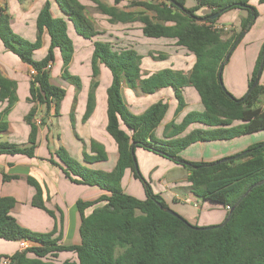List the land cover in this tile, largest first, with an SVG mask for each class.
Returning a JSON list of instances; mask_svg holds the SVG:
<instances>
[{
	"label": "trees",
	"instance_id": "1",
	"mask_svg": "<svg viewBox=\"0 0 264 264\" xmlns=\"http://www.w3.org/2000/svg\"><path fill=\"white\" fill-rule=\"evenodd\" d=\"M53 1L62 17H54L50 4L46 2L36 16L37 35L34 42L13 32L10 17L0 5V41L7 51L36 72L29 81L28 102L44 105L47 111L53 109L57 116L65 91L50 82L49 69L55 52L60 54L62 77L78 88V79L69 76L66 71L74 52L68 27L72 28L76 36L89 41L98 32L87 16L84 5L78 0ZM91 1L101 14L116 22L141 23L144 37L174 40L176 46L194 55L195 63L188 77L165 70L147 81H141L144 85L141 91L152 94L158 89L171 88L177 101L176 113H179L185 106L182 88L190 85L196 91L203 111H190L179 124L171 122L166 125L163 136L167 139L155 140L154 130L164 119L168 104L158 101L142 114L134 115L126 107L121 95L122 85L133 89L140 80L137 53L132 49L117 52L112 50L109 43L92 41V78L98 75V64L111 75V83L106 90V133L116 144V164L109 172L92 170L70 158L65 149L59 147L49 162L58 167L71 183L102 191V195L95 200H79L76 203L80 216L79 244H61L62 233L61 230L57 232L56 224L47 233L34 232L20 226L11 215L15 200L2 197L0 240L17 243L27 241L30 246L13 255L0 257L9 258V264H264V142L249 147L248 154L218 165L215 162H191V166L187 167L182 164L184 161L179 156L181 151L196 142L231 140L264 131V108L260 107L264 87L259 81L247 97L238 102L242 98H234L224 87L231 96L228 97L218 80L219 67L234 42L241 32L250 30L257 18V11L252 5L255 0H194L195 6L191 8L185 6V0H173L181 9L172 5L170 0L158 3L127 0L128 8L143 10L138 13L119 11L116 8L125 0H113L111 7L98 0ZM258 3H264V0H258ZM201 8L209 9L210 13L198 17L195 12ZM248 8H252V12ZM231 10L246 11L247 17L240 22L237 33L224 38L226 33L213 25ZM219 11L222 13L217 19L208 20L209 16ZM44 31L48 35L49 46L45 57L37 61L33 56L41 47ZM263 56L264 43L248 80L246 93L255 82ZM95 87L96 83L93 82L84 121L93 109ZM16 101V83L0 75V102L7 103L6 110L1 114L0 133L6 131L4 115ZM35 112L36 109L31 108L24 118L30 126L27 146L0 142V155L34 157L37 135V126L33 121ZM193 124L202 125L205 129H196L184 137H178ZM132 145L134 153L137 148H141L184 168L189 190L194 197L225 208L231 209L250 187L260 184L247 193L231 214L228 211V222L222 228L196 230L199 226L189 223L180 215L177 214L183 220L163 211L169 207L160 195L152 193L135 169L131 156ZM91 152L95 155H84L87 162L106 160V153L93 142ZM127 170L142 184L145 193L143 200L125 194L121 189L120 183ZM8 178L3 176V180ZM27 182L35 188L32 207L46 212L55 220L54 213L44 206L38 183L31 178ZM90 208L91 213L85 216L84 212ZM59 214L61 225L60 211ZM64 253H70L73 258L63 259Z\"/></svg>",
	"mask_w": 264,
	"mask_h": 264
},
{
	"label": "crops",
	"instance_id": "2",
	"mask_svg": "<svg viewBox=\"0 0 264 264\" xmlns=\"http://www.w3.org/2000/svg\"><path fill=\"white\" fill-rule=\"evenodd\" d=\"M78 1L84 5L87 16L93 21L94 27L98 32V35L92 39L93 42L99 41L109 43L112 50L117 52L132 49L137 53L139 58L140 80L135 84L133 89H129L125 85H122L121 87L122 98L128 110L130 112L132 111L134 115H140L149 106L158 101H163L168 104V110L164 119L154 130L155 138L158 140H166L167 138L163 136V131L166 125L171 122L179 124L184 116L190 111H203V106L200 103L199 97L194 88L190 85H185L182 88V95L186 102L184 108L179 113H176L177 101L174 98V93L171 88L158 89L152 94H144L141 91V87L144 86L141 84V81H147L154 75L165 70L181 73L185 77L189 76L191 67L195 63L194 55L188 52L185 48L176 46L174 40L150 39L144 37L141 33L142 25L139 22H116L108 16L101 14L91 0ZM98 1L107 7L113 5V0ZM140 1L149 2L145 0ZM46 2L50 4L52 15L56 18H61L62 15L53 0H22L21 2L18 1L19 4L17 7L13 5L9 6L8 0H0V5L5 8L6 14L10 17L9 23L13 32L27 41L34 42L37 35L36 16ZM124 2H127V0ZM119 5L116 7L119 11L135 13V11L129 10L130 8L128 10H123ZM252 5L257 11L255 23L257 20H263L264 3L259 4L258 0H255L252 2ZM91 6L97 11L92 14L93 17H90L87 12V8ZM185 6L191 8L195 6V1L185 0ZM138 12L139 11L137 10V13ZM209 13V9L201 8L195 12V15L198 17H205ZM226 14H231L232 16L229 17V19L226 17L221 19V17ZM146 15L149 17L152 16L151 13L150 15L149 13H146ZM223 15L218 21H216L213 27L221 28L224 32L228 31L229 35L226 34L227 36H224V38H228L239 31L240 22L247 17V12L242 10H231ZM229 22L230 24L227 25L226 23ZM255 23L248 32H245L240 42L232 51V53L239 51V55L245 54V63H248L246 67L243 66L244 68L240 72V80L238 82L236 80L239 71L229 69L231 66L232 53L230 54L229 62L224 65L222 70V73L228 71L226 75L228 89L230 88L234 94L237 93L241 95L240 97L246 93L248 80L253 72L255 62L260 52L258 47L254 50H249L253 39L249 40L248 36L252 32ZM70 30H68V35H70ZM73 36L74 35H70L74 45V52L66 71L69 76L78 79L79 87L76 88L72 83L62 77L63 69L59 52H55L54 61L50 63L49 78L51 84L62 88L65 91L57 116L54 115L53 109L47 111L44 105H40L37 102H28L29 81L31 79L30 71L32 68L29 65L22 63L19 58L12 57L11 53L4 48L0 41V75L3 78L16 83L17 96V101L11 106L6 114L4 113L5 115L3 119L7 124V129L5 132L0 133V142H8L17 146H27L30 126L24 121V118L31 108L36 109L33 121L37 126V143L33 158H28L24 155H0V198L11 197L15 200L16 203L11 211V215L16 219L20 226L26 229L39 233H47L52 231L56 224L57 232L61 230V244L63 245H77L80 241L78 234L80 216L76 209L77 201L95 200L102 195V191L95 187L71 183L62 174L58 167L53 166L49 162L51 155L59 147H62L73 159H79L81 165L92 170L106 172H109L114 168L118 156L115 142L106 133V90L111 83V75L110 73L108 75L105 68L101 64H98V75L95 78H92L91 57L93 43L92 41L78 38L77 40L80 44L77 47L75 46ZM48 46L49 38L44 31L41 36V47L35 51L33 58L37 61L43 59L47 53ZM253 46H251V48ZM102 76H105L104 88H102ZM81 77H85V80H82ZM83 82H85V86H82L81 88ZM93 82L96 83L93 95V109L88 119L84 121L83 116L86 111L88 95ZM259 83L264 87V66ZM65 86H69V89L64 88ZM68 94H70V97H68ZM189 94H192V97L189 98V100H186L187 95ZM128 96H131L135 102ZM67 99H69L70 102L66 106V109H64L65 101ZM260 101V107L264 108V95L260 98ZM6 107V102H0V119H2L1 114L6 110ZM63 112H66L69 118V126L67 127L66 132L61 129V126H59L58 123ZM54 119L56 122L53 121ZM196 129H205V127L199 124L190 125L178 137H184ZM92 142L101 150L103 149L104 152L106 151L105 161H95L90 163L85 160L84 155H95L91 152ZM102 142H104L105 145L102 144ZM263 142L264 131H260L236 137L231 140L196 142L191 144L190 146L214 144L213 146H215L217 152L209 157L205 156V160H202L204 158L189 159V155H184V152L190 146L181 151L179 156L184 155L183 158L189 159L187 161L190 162L212 163L223 158L238 155L246 151L249 147ZM139 150H142L143 154L152 156L151 160L158 164L157 168L163 175L164 179H166L171 172L182 168L168 159L144 151L141 148L135 150L139 155L142 154ZM109 154L115 156L113 162L114 166L110 169L105 168L104 165H102L109 162ZM147 155L144 158H147ZM141 156L143 157V155ZM125 173L128 185L133 184V186L138 187L137 184L139 181L133 177L132 172L127 170ZM4 175L9 178L3 180ZM182 177L186 182V186H175L173 193L166 196V202H172L173 204L178 205L179 203H184L185 206L182 207V211L178 212V214L189 223H195L193 225L209 227L222 223L228 214L226 208L194 197L189 190L186 171ZM28 178L33 179L40 186L44 206L46 209L54 213L56 221L46 212L32 207L31 201L35 194V188L28 184ZM164 179L160 181L163 182ZM131 191L132 188L131 190H124L123 192L139 200L145 198V193H143L144 190L143 192H138L136 189V195H132ZM160 194L163 193H159L158 195ZM190 203L191 205L193 204V207L199 208L200 211L198 214L191 209V206H186V204L190 205ZM59 211L62 214L61 225ZM91 211L92 208L87 209L84 212L85 216L89 215ZM3 244L2 240H0V255L10 256L16 251H19V243L16 244V247L5 246L4 248ZM69 258L72 259L73 257L70 256ZM69 258L67 256L63 257V259Z\"/></svg>",
	"mask_w": 264,
	"mask_h": 264
},
{
	"label": "rangeland",
	"instance_id": "3",
	"mask_svg": "<svg viewBox=\"0 0 264 264\" xmlns=\"http://www.w3.org/2000/svg\"><path fill=\"white\" fill-rule=\"evenodd\" d=\"M12 1V2H11ZM145 1H149V2H153V3H158V2H161V0H145ZM8 3H9V6H18V0H8ZM128 2H122L120 5H119V7L120 8H122L123 10H128L129 8H128V4H127ZM13 8V7H12ZM129 10H131V11H135V13H137V10L139 11V12H141V11H143L141 8H135V9H129ZM87 12H88V15H90V17H93L92 16V14H94L95 12H97L92 6L91 7H88L87 8ZM149 15H150V13H149ZM227 15V16H226ZM226 15H223L222 17H221V19H224L225 17L227 18V19H229V17H231L232 15L231 14H226ZM255 23V22H254ZM227 25H229L230 24V22L229 23H226ZM71 28H69L68 27V30H70ZM227 32V33H226ZM225 33L226 34H228L229 35V32L228 31H226ZM70 35L72 36V35H74L73 37H74V42H75V46H77L78 47V45L80 44V42H78V38L80 39V37H78V36H75V33L73 32V30L71 29L70 30ZM242 33V32H241ZM225 34V35H226ZM69 35V36H70ZM143 35V34H142ZM144 36V35H143ZM227 36V35H226ZM248 39L249 40H255V41H251L252 42V45L251 46H253L252 48H251V46H250V49L249 50H254L256 47H258V50H261V47H262V45H263V43H264V19L263 20H257V22L255 23V26H254V28L252 29V32L249 34V36H248ZM11 53V52H10ZM239 53V51H235V52H233L232 53V58H231V63H230V68L229 69H232V70H237V71H239L238 72V78L236 79L237 80V82L240 80V72L242 71V69L244 68V67H246L247 65H248V63H245V61H246V56H245V54H243V55H239L238 54ZM11 55H12V57H15V58H18L16 55H14L13 53H11ZM229 62V61H228ZM57 63V62H56ZM244 66V67H243ZM233 67V68H232ZM105 71H106V73L109 75V72L105 69ZM227 73H228V71H224L223 73H222V81H223V76H224V81H223V84H224V87L226 88V90H227V92H229L234 98H236V99H240V98H243L244 97V95H245V93H244V95H242V97H240L241 95H239V94H237V93H233L231 90H230V88L228 89V87H227V84H226V75H227ZM188 77V76H187ZM260 77H261V75H260ZM81 79L82 80H85V77H81ZM260 79V78H259ZM81 80V81H82ZM104 81H105V76H102V88H104ZM86 82V81H85ZM85 82H83L82 84H81V88H82V86H85ZM64 88H66V89H69V86H65ZM84 90V89H83ZM81 91H82V89H81ZM122 95V94H121ZM68 97H70V94H68ZM132 101H134L135 102V100L131 97V96H128ZM192 97V94H189V95H187V98H186V100H189V98H191ZM176 100V99H175ZM69 102H70V100L69 99H67L66 101H65V106H64V109H66V106L69 104ZM186 102V101H185ZM63 109V110H64ZM132 112V111H131ZM133 113V112H132ZM134 114V113H133ZM88 119V118H87ZM86 119V120H87ZM85 120V121H86ZM54 122H56V120L54 119L53 120ZM58 123H59V126H61V129L64 131V132H66V129H67V127L69 126V118H68V114L66 113V112H63L62 113V117H61V119H59V121H58ZM263 135V134H262ZM103 138V137H102ZM154 139L155 140H158L157 138H155V136H154ZM36 143H37V139H36ZM102 144H104L105 145V143L104 142H102ZM214 144H206V145H199V146H190L185 152H184V155H189L190 157H189V159H193V158H204V159H202V160H205V158L206 157H209L210 155H212V154H214V153H216L217 151L215 150V146H213ZM107 149H108V147H107ZM66 151V150H65ZM104 151V150H103ZM140 151V153H142V150H139ZM106 152V151H105ZM110 152V151H109ZM68 154V153H67ZM196 154V155H195ZM69 155V154H68ZM110 155V158H109V162L107 163V164H102V165H104V167L105 168H108V169H110V168H112L113 166H114V164H113V162H114V155H112V154H109ZM141 155H143V157L141 156ZM141 155H139L138 154V152H135L134 153V157H135V161H136V166H137V170H138V173H139V176L149 185V187H150V189H151V191H152V193L153 194H159V193H163V194H160L161 195V198H162V200L164 201V202H166V196L168 195H170L171 193H173V190H174V188H175V186H179V187H185L186 186V182L184 181V179H183V175H184V173H185V169L183 168H179L180 170H175V171H173V172H171L170 174H169V176L166 178V179H164V177H163V175L159 172V169L157 168L158 167V164L155 162V161H153V160H151L152 159V156H150V155H147V154H141ZM146 155H147V158H144V157H146ZM183 155V156H184ZM70 156V155H69ZM183 156H180V158L183 160V161H185V162H188V163H191L190 161H187V160H189V159H186V158H183ZM206 156V157H205ZM70 158H72L71 156H70ZM73 159V158H72ZM73 160H75L76 162H78L79 164H81V161L78 159H73ZM182 169V170H181ZM162 179H164V181L162 182V181H160V180H162ZM174 182V183H173ZM120 185H121V189L124 191V190H131V188H132V195H136L137 193H136V189H137V191L138 192H140V191H142L143 192V186H142V184H140L139 182H138V187L136 186H133V184H131V185H128V183H127V177H126V173H124V176H123V178H122V180H121V183H120ZM144 193V192H143ZM131 196V195H130ZM173 212H175L176 214H178V212H181L182 211V207L183 206H185L184 205V203H179V205L178 204H173L172 202H170V203H168V202H166L165 203ZM193 205V204H192ZM191 205V203H190V205H187L186 204V206H191L192 208V210H194V212L196 213V214H198L199 213V208L198 207H193ZM178 215H180V214H178ZM181 216V215H180ZM182 217V216H181ZM193 224H195V223H193ZM197 224H199V223H197ZM2 243H4L3 245V248L5 247V246H13V247H16V244H17V242H6V241H2ZM6 248H8V247H6ZM63 255H65V256H67L68 258L70 257V256H72L70 253H64V254H62V256Z\"/></svg>",
	"mask_w": 264,
	"mask_h": 264
},
{
	"label": "water",
	"instance_id": "4",
	"mask_svg": "<svg viewBox=\"0 0 264 264\" xmlns=\"http://www.w3.org/2000/svg\"><path fill=\"white\" fill-rule=\"evenodd\" d=\"M170 3L172 4V5H174L175 7H177V8H182L180 5H178L175 1H173V0H170ZM249 10H250V12H252V8H248ZM222 13V11H219V12H217V13H215L214 15H211V16H209L208 17V20L209 21H212V20H215V19H217L218 17H219V15ZM204 21H205V19H203ZM244 34H245V31H243L239 36H238V38L236 39V41L234 42V44H233V46H232V48L230 49V51H229V53L226 55V57H225V59H224V62L220 65V67H219V70H218V80H219V83H220V85H221V87H222V89H223V91L227 94V96L228 97H230L231 98V96L226 92V90H225V88H224V86H223V83H222V78H221V74H222V70H223V67H224V65L228 62V60H229V57H230V54L232 53V51H233V49L236 47V45L240 42V40L242 39V37L244 36ZM263 66H264V56H263V58H262V60H261V62H260V65H259V68H258V70H257V73H256V79H255V82L253 83V85H252V87H251V89L244 95V97L242 98V99H240L238 102H240V101H242L244 98H246L247 97V95L249 94V92L255 87V85L258 83V81H259V78H260V75H261V72H262V69H263ZM264 146V145H263ZM250 151L249 150H246V151H244V152H242V153H240V154H238V155H236V156H234V157H228V158H223V159H220V160H218V161H215V165H218V164H220V163H225V162H227V161H229V160H231V159H236V158H240L241 156H243V155H246V154H248ZM131 156H132V160H133V162H134V164H135V169H137V166H136V161H135V157H134V146L132 145L131 146ZM169 159H171L172 160V157H169ZM182 164L184 165V166H187V167H190L191 165L188 163V162H182ZM264 182V181H263ZM260 183H256L255 185H253L252 187H250L247 191H246V193H244V195H242V197L236 202V204L229 210V214H231V212L233 211V209L240 203V201L247 195V193L253 188V187H255V186H257V185H259ZM161 208V207H160ZM165 213H167V214H169V215H171V216H173V217H175V218H180L175 212H173L171 209H164L163 210ZM181 219V218H180ZM181 220H183V219H181ZM228 222V217L222 222V223H220V224H218V225H214V226H209V227H198V228H196V230H210V229H216V228H222L226 223Z\"/></svg>",
	"mask_w": 264,
	"mask_h": 264
},
{
	"label": "built area",
	"instance_id": "5",
	"mask_svg": "<svg viewBox=\"0 0 264 264\" xmlns=\"http://www.w3.org/2000/svg\"><path fill=\"white\" fill-rule=\"evenodd\" d=\"M216 29H221V28H217L215 27ZM36 74V72L34 70H31L30 71V76H34ZM226 210L229 211L230 208L229 207H226ZM30 246V244L27 242V241H22L19 243V251H22V250H25L27 249L28 247ZM10 263V259L5 257V258H2L0 257V264H9Z\"/></svg>",
	"mask_w": 264,
	"mask_h": 264
}]
</instances>
